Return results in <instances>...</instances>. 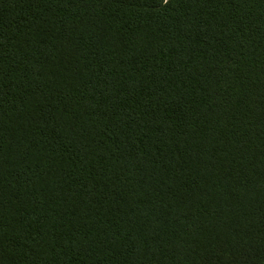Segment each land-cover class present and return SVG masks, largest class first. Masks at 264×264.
Segmentation results:
<instances>
[{
  "label": "trees",
  "instance_id": "1",
  "mask_svg": "<svg viewBox=\"0 0 264 264\" xmlns=\"http://www.w3.org/2000/svg\"><path fill=\"white\" fill-rule=\"evenodd\" d=\"M0 264H264V0H0Z\"/></svg>",
  "mask_w": 264,
  "mask_h": 264
}]
</instances>
